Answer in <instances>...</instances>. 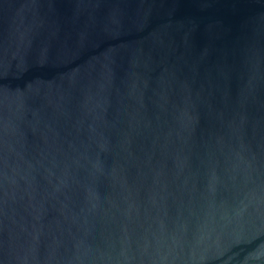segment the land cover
<instances>
[{"label": "water", "instance_id": "1", "mask_svg": "<svg viewBox=\"0 0 264 264\" xmlns=\"http://www.w3.org/2000/svg\"><path fill=\"white\" fill-rule=\"evenodd\" d=\"M0 264H264V0H0Z\"/></svg>", "mask_w": 264, "mask_h": 264}]
</instances>
